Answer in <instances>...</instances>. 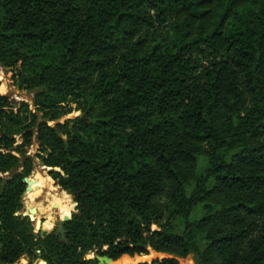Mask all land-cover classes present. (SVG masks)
I'll return each mask as SVG.
<instances>
[{"label":"trees","instance_id":"obj_1","mask_svg":"<svg viewBox=\"0 0 264 264\" xmlns=\"http://www.w3.org/2000/svg\"><path fill=\"white\" fill-rule=\"evenodd\" d=\"M48 45L62 55L29 83L36 106L48 117L55 97H75L95 113L96 141L83 140L80 118L73 134L70 123L5 113L0 99V172L20 166L8 151L17 128L24 144L14 151L36 135L45 166L63 171L50 176L81 196L66 240L35 242L29 218L16 216L32 168L0 180V264L34 259L38 246L49 264L150 249L197 264H264V0H0V65ZM160 200L184 223L156 230Z\"/></svg>","mask_w":264,"mask_h":264},{"label":"rangeland","instance_id":"obj_2","mask_svg":"<svg viewBox=\"0 0 264 264\" xmlns=\"http://www.w3.org/2000/svg\"><path fill=\"white\" fill-rule=\"evenodd\" d=\"M62 55V51H60V48L57 46H53L51 48L49 45L45 46L41 49L27 51L26 56L27 58H24V61L18 62L14 68H5L2 65H0V99L4 98L6 100V108L4 109L5 113H12L15 116H19L20 119L23 121L25 119H28L29 121H32L33 116H37L39 122H47L49 126L54 127L57 124L65 125L67 123H70V130L73 134H77L79 129V126L76 125V120L81 119L83 120L87 126L82 127V130L79 131L81 133V137H83V140L86 142L94 143L96 141V135L95 133L89 129V125L93 123V119L95 117L94 114L86 115L85 112L82 110H79L80 107H82L81 103L79 102L75 97L73 96H61V97H55L54 101H58L59 108L49 111L48 117H45L46 113H43L39 111V108L36 106L35 101V95L31 93V89L29 83H31L39 73V69L43 64L46 63H56V60L60 58ZM28 83V84H27ZM19 98V100H18ZM57 114H63L59 119H56L55 121H51L52 116ZM160 120V119H159ZM4 123H7L9 125L8 121L4 120ZM30 123H26L21 128L23 129L24 126H29ZM2 129V127L0 128ZM12 137L14 141V145L12 148L8 149L9 152L14 153L20 160V166L16 170H12L8 173H1L0 172V180L7 181L13 178L16 174H22L26 173L30 168H32V173L26 178H30L31 181L37 183V186L30 190V185H26V191H28L25 195V201L23 202L24 194L21 198V205L22 209L16 214L18 217H24V215H27L29 218V221L33 227V237L35 238V242H38L40 239L45 238L46 236H49L51 234H55L56 236L60 237V235L57 233L58 229V223H64L65 228L69 221L73 220L75 216H79V203L78 201H74L71 197V195L67 194V191L63 190L60 186L58 181H55L49 173V169L47 167L43 168L41 166V163L43 162V158L47 157L46 153L40 152V145L38 143V140L36 138V135L33 139V145L30 147H24V149L18 151L16 150L19 146H23L24 144V138L21 135V132L14 134L13 131H17V128H12ZM30 130V129H29ZM33 130V129H32ZM33 131H36L34 129ZM6 135V132L3 131V129L0 132V138L3 137V135ZM8 152V153H9ZM2 153H6L4 150ZM27 157L31 158L32 166L27 168L26 166V159ZM135 161L132 159L127 160V164ZM26 166V167H23ZM136 167V166H135ZM129 169L134 168V166H129ZM53 169V168H51ZM61 169V168H59ZM63 174V171L61 169L60 172ZM42 176L47 179V184L45 188H42L41 183L39 180L36 179V176ZM38 181V182H36ZM57 188V192H53L54 188ZM48 190H47V189ZM53 188V189H52ZM42 190L41 193L36 197V199L33 200V202L28 201V195L30 192H35V190ZM25 191V192H26ZM64 192V193H63ZM53 194V196H52ZM58 194V196H64V194H67L70 196V199L72 201V213L69 214V216L62 219L58 211L53 209H47L46 205L49 204V202L54 198V195ZM46 200V201H45ZM49 200V201H48ZM31 202V203H30ZM78 204V210L76 211V207ZM159 204L161 207L166 211L164 215V220L162 223L155 227L156 230H159L161 227H164L165 225L173 222H179L180 224L184 223V219L181 216L180 213H178L177 209L174 207L169 208V204L166 200H160ZM42 205L43 212H38L35 207L32 208V206H38ZM30 215L32 216L33 220L31 219ZM59 215V216H58ZM55 216V218H53ZM68 218V220H67ZM56 220V223L54 222ZM45 229L48 231V234L45 236H42L41 232ZM67 229V228H66ZM61 238V237H60ZM36 254L37 257L32 259L30 257H23L21 261L18 264H49L46 262L43 257V249L41 246H38L36 248ZM102 258L101 256H96L94 252L88 253L84 260L83 264H99V259ZM123 258L118 259L117 261L120 262V264H152L156 261H163L166 259H175L179 262V264H197L194 256H189L187 258H180L176 256L166 255V254H160L153 250H149L147 255H141V256H135V257H129V259H126L123 263ZM87 260V261H86ZM52 264H60L57 260H54V263Z\"/></svg>","mask_w":264,"mask_h":264},{"label":"bare ground","instance_id":"obj_3","mask_svg":"<svg viewBox=\"0 0 264 264\" xmlns=\"http://www.w3.org/2000/svg\"><path fill=\"white\" fill-rule=\"evenodd\" d=\"M19 100V98H18ZM47 169V168H46ZM36 179L39 180V182L41 183L42 185V188L44 189L46 184H47V179L45 180V178H43L42 176H36ZM38 182V181H36ZM27 183L28 185H30V190H32L33 188H35L37 186V183L31 181V179L29 178L27 180ZM47 189V188H46ZM53 189V188H52ZM48 190V189H47ZM29 191V190H28ZM26 191L25 192V195L26 193L28 192ZM42 190H35V192H30L29 195H28V201H31L33 202L34 199H36V197H38V195L41 193ZM57 188L55 187L53 189V192H57ZM64 193V192H63ZM25 195H24V198H25ZM53 196V194H52ZM25 201V199H23ZM46 201V200H45ZM49 201V200H48ZM30 202V203H31ZM72 201L70 199V196H68L67 194H64V196H58V194H55L54 195V198L49 202L48 205H46V208L49 210V209H53V210H56L59 212L60 216H62L61 218L64 219L65 217L69 216L70 213H72ZM35 207L37 209V211L40 213V212H43V208H42V205H38V206H32V208ZM59 216V215H58ZM55 218V216L53 217ZM55 220V219H54ZM56 223V220L54 221ZM126 259H129L128 256H125L123 258V263ZM110 264H120L119 261L117 262H112Z\"/></svg>","mask_w":264,"mask_h":264},{"label":"water","instance_id":"obj_4","mask_svg":"<svg viewBox=\"0 0 264 264\" xmlns=\"http://www.w3.org/2000/svg\"><path fill=\"white\" fill-rule=\"evenodd\" d=\"M41 166L43 167V168H47L46 166H45V164L42 162L41 163ZM49 169V173H51V172H60L61 171V169H59V168H53V169H51V168H48ZM29 178H25L24 180H23V183L25 184V185H28V183H27V180H28ZM67 194L68 195H71V197H72V199L74 200V201H77V199L78 198H81V196L79 195V194H73L72 192H67ZM25 195V194H24ZM23 199H24V197H23ZM23 202H24V200H23ZM76 211L78 210V204H77V207H76V209H75ZM24 217H28L27 215H24ZM30 217H31V219L33 220V218H32V216L30 215ZM67 220H68V218H67ZM58 229H57V233L60 235V237H61V239L63 240V241H65L66 240V235H67V230H66V228H65V225H64V223H58ZM41 234H42V236H45L46 234H48V231H46L45 229H43L42 230V232H41ZM123 257H125V256H123ZM100 261H99V264H110V263H112V262H117V261H114L113 259H111V258H108V257H102V258H100L99 259Z\"/></svg>","mask_w":264,"mask_h":264}]
</instances>
